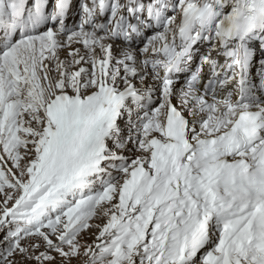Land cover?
<instances>
[{
    "label": "snow or ice",
    "instance_id": "obj_1",
    "mask_svg": "<svg viewBox=\"0 0 264 264\" xmlns=\"http://www.w3.org/2000/svg\"><path fill=\"white\" fill-rule=\"evenodd\" d=\"M0 264H264V0H0Z\"/></svg>",
    "mask_w": 264,
    "mask_h": 264
}]
</instances>
